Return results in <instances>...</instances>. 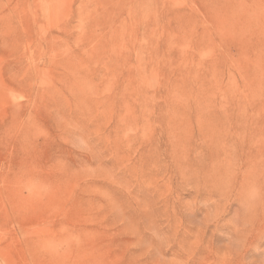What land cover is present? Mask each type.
<instances>
[{
    "label": "rangeland",
    "instance_id": "obj_1",
    "mask_svg": "<svg viewBox=\"0 0 264 264\" xmlns=\"http://www.w3.org/2000/svg\"><path fill=\"white\" fill-rule=\"evenodd\" d=\"M0 264H264V0H0Z\"/></svg>",
    "mask_w": 264,
    "mask_h": 264
}]
</instances>
